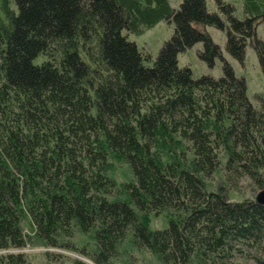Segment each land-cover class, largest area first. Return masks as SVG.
<instances>
[{"label":"trees","instance_id":"1","mask_svg":"<svg viewBox=\"0 0 264 264\" xmlns=\"http://www.w3.org/2000/svg\"><path fill=\"white\" fill-rule=\"evenodd\" d=\"M212 1L0 0V264H29L25 219L45 245L93 264H112L127 235L160 264H231L241 246L264 264V204L230 197L264 187V98L250 102L206 31L224 30L239 61L250 42L264 69V0H242L241 18ZM161 20L173 33L152 60L127 34ZM198 41L209 65L222 57L220 76L178 65ZM112 160L132 179L117 183ZM75 227L94 250L63 239Z\"/></svg>","mask_w":264,"mask_h":264},{"label":"rangeland","instance_id":"2","mask_svg":"<svg viewBox=\"0 0 264 264\" xmlns=\"http://www.w3.org/2000/svg\"><path fill=\"white\" fill-rule=\"evenodd\" d=\"M168 1L172 7L177 9L182 0ZM226 1L234 5L235 15L241 18L243 16L242 0ZM206 8L209 11L216 9L212 0H206ZM206 31L209 33L212 41L219 46L221 56L232 66L235 75L244 78L246 83V94L250 102L256 107L260 106L261 98H264V69L255 55L251 43H246L244 60L239 61L230 56L225 50L224 30L214 25H208L206 26ZM125 32V30L122 31V33ZM255 32L264 42V18L256 24ZM172 33L173 23L161 20L153 26L144 27L140 34L128 33L127 36L130 40L135 42L139 50L147 51L153 60L163 42L169 38ZM200 50H202V43L198 41L179 52L177 55L178 65L190 67L194 76H199L201 74H209L215 77L220 76L222 74V57L217 56L214 58L213 64L209 65L199 57ZM152 60H148L146 64L150 65ZM112 161L113 170L110 172V175L117 183L127 182L132 179L130 170L125 163L119 160ZM218 175L219 172L214 173L212 179L206 180L207 184L214 187V185L218 183ZM263 189L264 187L258 188L253 194L241 190L242 192L240 193H231L230 197L233 200H241L247 197L255 199L256 194ZM168 217L169 213L166 212L159 215L150 213V224L152 227H163L166 225V219ZM22 227L25 234L30 237V240L23 249L28 257L29 264H65L74 257L82 258L88 263L93 264L87 257L78 255L76 250L45 245V243L35 236L33 227L27 219L23 221ZM63 239L67 240L74 248H85L86 251L95 249L91 232L84 233L76 227L71 237H64ZM241 248V254H238V251L232 252V257L229 259L231 264H259L252 255H248L249 253H253V249L245 246H241ZM112 264H160V262L147 250L137 248L130 235H127L126 238L118 244V255L112 260ZM189 264H198V262L193 258Z\"/></svg>","mask_w":264,"mask_h":264},{"label":"water","instance_id":"3","mask_svg":"<svg viewBox=\"0 0 264 264\" xmlns=\"http://www.w3.org/2000/svg\"><path fill=\"white\" fill-rule=\"evenodd\" d=\"M255 200L258 203L264 204V189L256 194Z\"/></svg>","mask_w":264,"mask_h":264}]
</instances>
